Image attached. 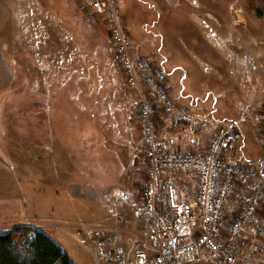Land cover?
<instances>
[{"label": "rangeland", "instance_id": "374dc122", "mask_svg": "<svg viewBox=\"0 0 264 264\" xmlns=\"http://www.w3.org/2000/svg\"><path fill=\"white\" fill-rule=\"evenodd\" d=\"M26 2H30L31 9H24ZM9 3L15 12L0 30L1 48L11 68L10 78L5 79L0 91V196L5 197L10 207L6 219L11 216L10 219L17 222L27 221L50 234L73 264H103L93 240L77 236L74 229L82 224L115 222L118 190L106 189L109 180H115L116 172H119L115 180L118 189L130 190L134 195L144 176L135 170L140 161L133 160L132 156L134 150L136 157H141L139 145L133 147L123 137V129L120 132L99 125L101 121L113 119L117 123L116 119H119L118 111L103 100L105 97L109 101L110 86L114 92L127 91L121 69L112 56L109 33L89 12L88 0H10ZM131 3L128 9L126 1L117 0L122 23L144 53L142 55L163 66L171 97L180 103L182 95L205 94L210 90L211 75L205 72V77L202 74L204 65H200L198 59L210 61L216 58L215 49L209 46L212 45L209 39L213 38L202 37L199 26L185 10L188 6L174 0ZM234 3L236 8L249 11L251 20L261 19V26L255 27L264 30V0H235ZM2 18L4 15L0 16V27ZM40 25H55L59 29L58 32H52L50 28L40 31ZM50 35L58 40L53 61L49 58L50 48L44 47L45 38L48 40ZM223 40L226 42V35ZM215 42L212 40L213 45ZM256 50L260 56L255 58L257 61L252 49L240 55L252 86L251 92L257 90L244 104L264 93V47ZM245 55H251L250 60ZM72 62L75 73L84 71L90 74L91 101H98L90 111L81 102L82 93L78 94L79 79L75 80V89L69 90L75 93L76 104L69 103L74 106L51 108L52 98L40 94L45 93L46 80L42 79L44 74L41 73L43 64L48 63L47 70L58 71V89L65 91L66 83L62 84L61 79L71 77V72L66 71L71 69ZM220 71L227 76L225 67ZM46 88V91L50 90ZM253 104V113L246 121L257 115L256 127L262 151L264 101ZM134 115V126L139 131ZM57 148L58 159L51 160ZM61 152L68 153V158ZM123 168L127 171L122 172ZM182 185L191 193L193 179L177 182L176 187ZM236 206L230 202L227 209L233 213ZM119 211L128 222H132L129 207L123 206ZM118 224L126 228L130 226L127 221Z\"/></svg>", "mask_w": 264, "mask_h": 264}, {"label": "built area", "instance_id": "2783aa9c", "mask_svg": "<svg viewBox=\"0 0 264 264\" xmlns=\"http://www.w3.org/2000/svg\"><path fill=\"white\" fill-rule=\"evenodd\" d=\"M87 6L109 33L125 84L138 92L134 116L142 154L135 170L144 176L136 195L118 192L115 222L82 224L75 234L93 240L103 264H264V110L259 166L233 161L239 125L264 93L226 122L195 113L171 97L163 66L133 51L117 0H88ZM163 128H185L191 149H171L159 139ZM205 130L208 139L201 143ZM186 179H193L191 193L176 187ZM230 202L237 208L227 219ZM123 206L129 207L131 223L119 211ZM122 221L130 226L118 224Z\"/></svg>", "mask_w": 264, "mask_h": 264}, {"label": "crops", "instance_id": "0c3cea01", "mask_svg": "<svg viewBox=\"0 0 264 264\" xmlns=\"http://www.w3.org/2000/svg\"><path fill=\"white\" fill-rule=\"evenodd\" d=\"M124 1L127 2L128 9L130 5H132L131 3L132 1L141 2V0H124ZM174 1L178 3L182 2L186 4V6H188L185 7L186 8L185 10L188 13V15L193 18L194 22L199 26L200 33H203L202 37L205 38L206 36H209L210 38H213L212 40L216 41L215 45H213L212 40L209 39L212 44L209 46L211 48H214L217 54L216 58L214 57L210 61L203 59L201 57L200 59L197 58L198 61L200 62V65H204V68H202L204 72H202V74L204 76L206 73H209L211 75L212 82L209 87L210 90H206L207 92L205 94L198 93L194 95L191 94L182 95L180 103L188 105L190 110L195 113H209L215 119L226 122L234 115V113L238 109H240V107L245 102L249 101V99H251V97L256 94L255 92L257 90L253 93L251 92L252 86L251 83L249 82L246 68L243 67L244 61L243 62L240 61V55L242 54V52H246L252 49L254 59L255 58L259 59L260 56L257 53V50L254 51V49L261 48L262 46L264 47V30L255 26L256 25L261 26L262 21L261 19L251 20L249 16L251 14L249 11L235 7V3H234L235 0H174ZM222 1L224 6L222 5ZM9 2L10 0H0V16L4 15V18H2L3 20L1 19L0 30H2V28H4L5 25L7 24V20L9 16L15 12V9L11 6V3ZM20 6L21 5H19L18 10L21 9ZM23 7L25 10H28V8L31 9L30 2L29 4H27L26 2ZM52 13L55 14L54 12ZM252 22H254L253 25ZM45 28H50L52 32L53 31L58 32L59 29L58 27H55V25H46V26L40 25V27L38 26V29L40 31H46ZM225 35L227 37L226 42H224L223 40ZM44 42H45L44 47L50 48L51 50V55L49 58L51 61H53L55 57L54 46H57L58 40L54 35H50L49 39L46 40L45 38ZM132 43H133V51L135 53L144 54L141 52L139 46L136 45L133 40ZM47 64L46 63L45 65L43 64V69L41 70V73L44 74L42 76V79L46 80L44 84L45 93H40V94L49 95L52 98L51 108H55L63 105L74 106V105H70L69 104L70 102L76 104V102L74 101L75 93L69 92L70 89L71 91L75 89L76 79H79L78 83L81 85L80 92H78V94L82 93L81 102L86 107H88L89 111L92 110L91 106H95V105L97 106L98 101H95V99L93 100V103L91 101V94H90L91 77L89 73H85L84 71L79 74L75 73L72 62L71 69L69 70L68 68L66 71V72L69 71L71 72L70 73L71 77L68 79L65 78L61 79L62 84L66 83V90L61 91L58 89V84H57L60 81V78L57 76L58 71H54L52 68L51 70H47L46 69ZM222 67H225V69L227 70L226 77L223 75V71L222 72L220 71ZM10 69L11 68L9 67L5 59L4 52L1 48V43H0V91L3 89L5 85V79L9 80L10 78L11 75ZM53 72L55 73L54 76H52ZM123 83L127 88V91L125 93H123L122 89L119 90L118 92L116 91L114 92L112 89L113 87L110 86L109 101H107V99L103 97V100L106 104H109L110 107L113 106L112 109L118 111L119 119H116L117 123L114 122V120L112 119L109 120L108 122L101 121L99 125L100 127H102L103 125L105 127H113L115 129H119L120 132H122L123 129L122 133H125L123 134V137H126L133 147L137 145L141 147V132L140 129L138 131L135 128L134 126L135 120L133 119V115L135 114V112L133 113L134 111L133 109L137 107L138 92L133 88H129L125 84L124 80ZM256 85L258 87L257 89H259L260 88L259 84L256 83ZM113 86L116 85L113 84ZM46 87H49L50 90L46 91L47 89ZM77 97H80V95ZM112 109H110V111H112ZM257 121L258 118L257 115L255 114L253 117H251L249 121L240 123L239 130L241 136L236 148V154L234 156V159H236L237 161L249 162L252 163L255 167L259 166L261 161V154H262L261 146H260L261 144L260 133L256 127ZM94 124H96V122H94ZM133 132H136L135 133L136 137ZM208 135L209 133L207 130L202 131L200 133L199 139L201 143H205L207 141ZM120 136L122 137V134ZM158 136L161 141H167L171 149L182 150V151L191 149V145L189 142L190 137L187 131L185 130V128H175V129L163 128L159 131ZM55 153H56V155L54 154L55 157L51 155L50 157L51 160L58 159V154H59L58 148L56 149ZM67 154H65L66 158H68ZM132 156H133V160L135 159L139 161L141 160V157L139 156L136 157L137 155L134 154V150ZM124 169L127 171L126 168H123L122 172H126ZM117 173L119 172H116V175L114 174L115 180H117L116 178ZM58 175H59L58 172H56V176ZM115 180L114 181L109 180L108 188L106 190L109 189L110 191H114V192L115 190H118V192L119 190H121L118 189L119 184L115 182ZM1 184L2 186H4V182H2ZM6 189L8 190L9 187L7 186ZM6 201L7 200L5 199L4 196H0V232L10 230L12 227L15 226L26 225V224L27 225L30 224L31 226L36 227L35 224L28 223L27 221L17 222L16 219H10L11 216L10 217L8 216L9 219H6V216L8 215L6 214V211H10V207ZM226 213H227V219H231L233 217V213L230 212L228 209L226 210Z\"/></svg>", "mask_w": 264, "mask_h": 264}, {"label": "trees", "instance_id": "16d2710c", "mask_svg": "<svg viewBox=\"0 0 264 264\" xmlns=\"http://www.w3.org/2000/svg\"><path fill=\"white\" fill-rule=\"evenodd\" d=\"M0 264H73L45 231L20 225L0 232Z\"/></svg>", "mask_w": 264, "mask_h": 264}, {"label": "bare ground", "instance_id": "6f19581e", "mask_svg": "<svg viewBox=\"0 0 264 264\" xmlns=\"http://www.w3.org/2000/svg\"><path fill=\"white\" fill-rule=\"evenodd\" d=\"M95 8L91 9V10H94Z\"/></svg>", "mask_w": 264, "mask_h": 264}]
</instances>
